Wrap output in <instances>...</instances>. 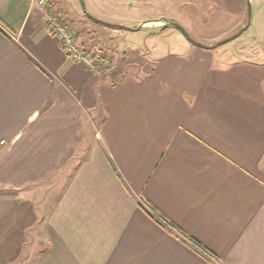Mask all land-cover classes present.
Listing matches in <instances>:
<instances>
[{
  "label": "crops",
  "instance_id": "0c3cea01",
  "mask_svg": "<svg viewBox=\"0 0 264 264\" xmlns=\"http://www.w3.org/2000/svg\"><path fill=\"white\" fill-rule=\"evenodd\" d=\"M39 1L0 0V256L264 264V62H217L208 42L125 58L118 35L74 29L80 51L99 46L115 65L98 76L48 32L44 12L61 18L60 0ZM196 1L212 4L217 39L245 24L244 0Z\"/></svg>",
  "mask_w": 264,
  "mask_h": 264
},
{
  "label": "rangeland",
  "instance_id": "374dc122",
  "mask_svg": "<svg viewBox=\"0 0 264 264\" xmlns=\"http://www.w3.org/2000/svg\"><path fill=\"white\" fill-rule=\"evenodd\" d=\"M244 1L245 24L221 39L210 32L217 23H213L210 30H205V26L213 21L210 18L212 4L202 5L196 0H60L56 5L63 23L73 33L74 29H80L83 38L87 36L86 32L91 34V42L98 40L106 43L109 41L107 35H118V47L125 50L122 56L125 58L140 49L144 51L153 47L161 52L152 56L156 55L160 59L171 54L172 50L189 48L193 44L191 41H194L201 45L205 44L202 42L211 44L217 62L222 57L232 65L243 62L260 65L264 62V0ZM87 6L92 14L88 12ZM86 14L93 19L87 18ZM147 18H161L175 24L178 29L169 25L165 28L167 32L156 36H146L141 29L130 30L134 29L136 22L140 23ZM98 21L124 28L104 26ZM99 50V46H94L93 53ZM153 69L151 67V71ZM148 71L147 68L142 69L141 77ZM1 245L6 248V245ZM3 254L0 256V264H7V256Z\"/></svg>",
  "mask_w": 264,
  "mask_h": 264
},
{
  "label": "built area",
  "instance_id": "2783aa9c",
  "mask_svg": "<svg viewBox=\"0 0 264 264\" xmlns=\"http://www.w3.org/2000/svg\"><path fill=\"white\" fill-rule=\"evenodd\" d=\"M45 1L46 0H40L38 2L39 7L42 8L44 3H46ZM43 20L48 32L59 41L71 59L86 63L98 76L107 72L109 73L115 68L112 61L108 57L101 55L100 52L83 53L78 50L71 29L61 22L55 15L50 12H44ZM155 218L167 227V223L164 220L158 219V217ZM197 249L201 250L200 248Z\"/></svg>",
  "mask_w": 264,
  "mask_h": 264
},
{
  "label": "trees",
  "instance_id": "16d2710c",
  "mask_svg": "<svg viewBox=\"0 0 264 264\" xmlns=\"http://www.w3.org/2000/svg\"><path fill=\"white\" fill-rule=\"evenodd\" d=\"M86 16H87V18H89V19H93V18H91L88 14H86ZM60 21H62L63 22V20H61V18H59V17H57ZM99 22V21H98ZM100 24H103L104 26H110V27H115V28H118V26H116V25H110V24H106V23H102V22H99ZM121 28H124V27H121ZM126 29V28H125ZM130 30H134V29H130ZM74 34H75V32H74ZM83 53H90V52H84V51H82ZM98 52H100V54L101 55H103V56H106V57H108V55L106 54V53H104L103 51H101V50H99ZM109 59H111L110 57H108ZM138 205H139V207L151 218V219H153V220H155L159 225H161L163 228H165V226L162 224V223H160L154 216H153V214L146 208V207H144V205H142L141 203H138ZM170 233H171V231H170ZM174 234V233H173ZM175 235V234H174ZM176 237H178L177 235H175ZM179 238V240L180 241H182L183 243H185V240L183 239V238H180V237H178ZM188 238V237H187ZM190 241H191V243L194 245V247H197V248H200V246H199V244L195 241V240H193L192 238H188ZM193 247V246H192Z\"/></svg>",
  "mask_w": 264,
  "mask_h": 264
},
{
  "label": "water",
  "instance_id": "95a60500",
  "mask_svg": "<svg viewBox=\"0 0 264 264\" xmlns=\"http://www.w3.org/2000/svg\"><path fill=\"white\" fill-rule=\"evenodd\" d=\"M166 25H171V26H174V27H176L177 28V26L175 25V24H173V23H171V22H167V24ZM122 26H118V28H121ZM180 28V27H179ZM178 29V28H177ZM180 30H182L181 28H180ZM186 37H187V35L185 34V33H183ZM193 44H196L197 46H200V47H205V48H208V46H205V45H201V44H197L196 42H194V41H191Z\"/></svg>",
  "mask_w": 264,
  "mask_h": 264
}]
</instances>
